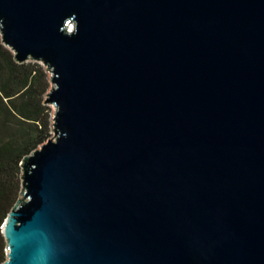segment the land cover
I'll list each match as a JSON object with an SVG mask.
<instances>
[{
	"label": "water",
	"instance_id": "1",
	"mask_svg": "<svg viewBox=\"0 0 264 264\" xmlns=\"http://www.w3.org/2000/svg\"><path fill=\"white\" fill-rule=\"evenodd\" d=\"M0 34L55 106L1 264H264V0H0Z\"/></svg>",
	"mask_w": 264,
	"mask_h": 264
},
{
	"label": "trees",
	"instance_id": "2",
	"mask_svg": "<svg viewBox=\"0 0 264 264\" xmlns=\"http://www.w3.org/2000/svg\"><path fill=\"white\" fill-rule=\"evenodd\" d=\"M50 88L46 67L16 61L0 34V264L7 258L2 226L22 190V159L52 136Z\"/></svg>",
	"mask_w": 264,
	"mask_h": 264
},
{
	"label": "rangeland",
	"instance_id": "3",
	"mask_svg": "<svg viewBox=\"0 0 264 264\" xmlns=\"http://www.w3.org/2000/svg\"><path fill=\"white\" fill-rule=\"evenodd\" d=\"M49 75H50V77H51V74H50V73H49ZM51 86H53L52 83H51ZM50 107H51V109H52V111H53V114H54L55 106H54V105H50ZM52 136H54V132H52Z\"/></svg>",
	"mask_w": 264,
	"mask_h": 264
},
{
	"label": "built area",
	"instance_id": "4",
	"mask_svg": "<svg viewBox=\"0 0 264 264\" xmlns=\"http://www.w3.org/2000/svg\"><path fill=\"white\" fill-rule=\"evenodd\" d=\"M67 26H68L69 29L72 28V27H71V23L67 24Z\"/></svg>",
	"mask_w": 264,
	"mask_h": 264
}]
</instances>
